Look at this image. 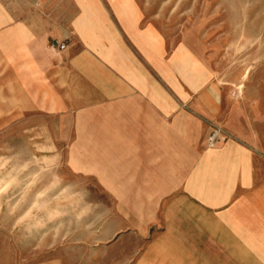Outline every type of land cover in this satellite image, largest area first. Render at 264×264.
<instances>
[{
  "label": "crops",
  "instance_id": "obj_1",
  "mask_svg": "<svg viewBox=\"0 0 264 264\" xmlns=\"http://www.w3.org/2000/svg\"><path fill=\"white\" fill-rule=\"evenodd\" d=\"M150 4L0 0V133L90 131L158 164L162 230L136 264H264V93L233 101Z\"/></svg>",
  "mask_w": 264,
  "mask_h": 264
},
{
  "label": "rangeland",
  "instance_id": "obj_2",
  "mask_svg": "<svg viewBox=\"0 0 264 264\" xmlns=\"http://www.w3.org/2000/svg\"><path fill=\"white\" fill-rule=\"evenodd\" d=\"M148 1L165 35L228 79L233 101L264 93V0ZM214 132L217 145L229 136ZM0 134V264H136L158 242L150 157L122 162L90 131Z\"/></svg>",
  "mask_w": 264,
  "mask_h": 264
},
{
  "label": "built area",
  "instance_id": "obj_3",
  "mask_svg": "<svg viewBox=\"0 0 264 264\" xmlns=\"http://www.w3.org/2000/svg\"><path fill=\"white\" fill-rule=\"evenodd\" d=\"M58 47H59L60 49H65L66 46H65V44H59ZM220 140H221V139H220L219 134H218L217 132H214V133L210 136V138H209V145H210L211 147H214V146L217 145V143H218Z\"/></svg>",
  "mask_w": 264,
  "mask_h": 264
}]
</instances>
